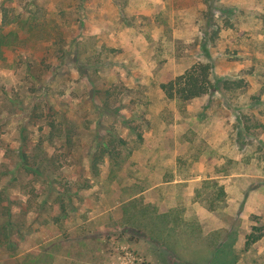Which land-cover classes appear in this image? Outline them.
Instances as JSON below:
<instances>
[{
    "label": "rangeland",
    "instance_id": "rangeland-1",
    "mask_svg": "<svg viewBox=\"0 0 264 264\" xmlns=\"http://www.w3.org/2000/svg\"><path fill=\"white\" fill-rule=\"evenodd\" d=\"M0 264H264V0H0Z\"/></svg>",
    "mask_w": 264,
    "mask_h": 264
},
{
    "label": "trees",
    "instance_id": "trees-1",
    "mask_svg": "<svg viewBox=\"0 0 264 264\" xmlns=\"http://www.w3.org/2000/svg\"><path fill=\"white\" fill-rule=\"evenodd\" d=\"M224 82L218 80L213 73L210 63L199 62L191 66L184 73L172 78L171 80L161 84V88L165 95L170 99H179L181 101H189L202 97L210 91L217 90ZM117 142H125L124 138H112L99 148V154H96V160L93 161V168L98 172L99 161H103L106 157L113 160L117 159L119 152L115 153ZM260 236L251 237L248 244L256 242Z\"/></svg>",
    "mask_w": 264,
    "mask_h": 264
}]
</instances>
